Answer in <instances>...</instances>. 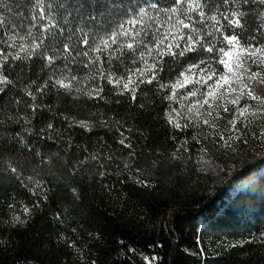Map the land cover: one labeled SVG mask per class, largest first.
Listing matches in <instances>:
<instances>
[{
  "label": "trees",
  "instance_id": "trees-1",
  "mask_svg": "<svg viewBox=\"0 0 264 264\" xmlns=\"http://www.w3.org/2000/svg\"><path fill=\"white\" fill-rule=\"evenodd\" d=\"M151 2L45 0L64 31L52 29L55 35L46 34L29 60L9 56L5 75L13 83L0 85V264H148V260L152 264H264V173L260 171L264 167L247 174L240 186H232L233 193L216 200L230 174L210 169L206 160L211 153L195 129L169 122L170 113L176 121L177 113L193 103L194 97L184 98L192 85L177 88L175 99L166 98L170 87H159L175 83L192 65L226 71L217 62L222 56L218 49L227 50L220 35H207L209 28L196 24L203 35L201 43L214 44L217 51L197 47L182 57L164 56L157 81L140 84L135 100L101 80L95 66L84 67L88 62L82 55L87 50L82 44L85 33L91 43L94 34H104ZM156 2L161 8L179 6L175 0ZM206 2V13L214 7L229 16L233 11L243 13L242 28L222 21V31L237 34L240 45H264L260 0ZM34 8V0H3L0 49L5 55L17 51L8 46L10 25H16L21 35L35 25L33 35L39 42L44 22L32 20ZM159 19L165 22L163 12ZM158 27L153 23L145 43L154 42ZM64 43L73 49L67 58L62 54ZM48 55L57 57L50 66L44 58ZM130 59L127 49L120 59L113 58L111 67L117 77H126L125 67L141 66L139 61L132 65ZM193 72L199 79V69ZM73 75L78 80L73 81L72 92L53 86L55 79ZM45 83L47 87L38 93ZM98 87L103 98H90L88 90ZM196 87L207 90L206 85ZM33 103L35 113L28 107ZM218 109L220 123L233 119ZM23 116L31 123L25 124ZM78 121H87L89 127H79ZM49 123L52 129H47ZM256 134L264 141L257 129ZM13 167L17 173L11 171ZM177 204L179 213L164 224L166 213ZM17 216L26 222H15ZM187 248H198L200 254L193 256Z\"/></svg>",
  "mask_w": 264,
  "mask_h": 264
},
{
  "label": "snow or ice",
  "instance_id": "snow-or-ice-1",
  "mask_svg": "<svg viewBox=\"0 0 264 264\" xmlns=\"http://www.w3.org/2000/svg\"><path fill=\"white\" fill-rule=\"evenodd\" d=\"M228 0H224L227 4ZM176 5L171 8H161L156 0L148 3L146 6H141L132 15L127 16L122 22L117 23L110 29H106L104 34H94L90 40L88 38V33L84 34L82 39V44L87 49L82 52L84 57H87V63L84 64L85 68L95 66V72L99 74L101 80H107V82L113 85L115 88L120 89L119 94L123 95L127 92L132 100L136 99V89L140 84H152L153 81H157L159 72L163 71V57L164 56H184L186 52H195L197 47L203 48L209 53L217 51L215 45H210L205 47L201 43L203 40V35L201 29L196 27V24L202 26H207L209 31L207 35L219 34L222 43H225V47H221L218 51L222 54L221 58L217 61L219 64L223 65L226 70L222 73H218L215 69H212L209 65L207 68H200V65H192L187 71L180 73V78L176 80L175 83L170 86L160 84L161 89L165 87L171 88V95L167 96V99L176 98L177 88H188L192 85V88L187 92L184 97H197L199 93L202 99H196L193 104L188 107V111L192 112L196 109V115L201 116L199 109L208 105L212 108L215 105L216 108H223L224 112H228L229 109L227 104H231L236 107L239 116H245L249 113V109L253 107L248 104L247 101H255L256 107L255 111L251 115H256L259 113H264V73L253 72L250 68L244 67V62L241 58L239 52L236 54L234 59H225L224 57L231 58L236 47L239 45V37L233 32L229 35L223 32L224 24L222 21H227L230 27L234 26L237 28H242L243 25L240 22V17L243 15L242 12L233 11L230 16L224 13H220L219 7H214L209 9L206 13L205 9L208 8L206 0H175ZM261 4H264V0H260ZM0 5H3V0H0ZM34 13L32 15V20L42 21L40 40L37 41V37L33 35L32 25L27 28L26 34L21 35L16 30V25H10L12 32L8 36V46L10 48H15L17 51L14 53L9 52L4 54L3 49H0V85L12 84L13 81L5 75V65L8 63L9 56L13 60H29L33 55L37 54V50L41 48L43 40L46 34L55 35L52 29H57L58 32L62 33L64 29L59 26L55 17L52 15V5L48 4L47 8L45 6V0H34ZM163 12L166 16L164 23H160V13ZM38 13V15L36 14ZM219 14V15H218ZM173 17H175V22L173 23ZM91 20H95V17H90ZM153 23L158 24L159 27L155 29V33H160L156 35L153 33L154 42L145 43L144 37L151 29ZM5 25V18L0 14V26ZM164 31L161 33V29ZM19 41V43H17ZM180 41H183L181 45ZM125 49H127L128 54H130V63L136 65L139 61L141 66L137 67H125V75L117 77L112 71V60L113 58L120 59L125 55ZM56 51L55 49L53 50ZM246 54L244 60L251 59L260 54V63L264 64V45L261 47H254L249 45L247 48L241 50ZM73 49L69 47L68 43L63 44V55L65 58L72 55ZM21 53H24L22 56ZM91 53V54H90ZM94 54V55H93ZM119 54V55H117ZM80 55V53H77ZM105 56L107 59H105ZM48 65H52L57 58L55 55H48L44 57ZM201 64H205V61H201ZM105 64L108 68H105ZM193 69H199V79H196L197 73L193 72ZM76 76H62L54 81V87L58 86L67 92H72L73 81H77ZM212 81L211 84L208 82ZM32 83H35L33 81ZM196 85H206L207 90L201 91V88L196 87ZM235 85V86H234ZM47 87V84L38 87L37 92L42 93ZM81 89L76 88L79 92ZM3 91V89H0ZM103 89L98 87L96 89H90L87 95L91 98L93 95L95 97L102 99L101 96ZM26 94L31 97L32 101L36 100V96L27 87L25 88ZM226 94L231 98L226 99L225 104H218V100H225ZM245 100V104L241 105V100ZM183 107V105H181ZM32 113L37 110V105L35 103L28 106ZM143 107V105H141ZM214 110V109H213ZM175 111V109H173ZM179 115V113H177ZM209 116L212 115L211 112L208 113ZM219 113H217V116ZM237 117V119H238ZM25 124H30L31 120L27 116H23ZM237 119H230L228 123L235 128ZM169 122L173 123L174 127H181L178 122L173 121L171 113L169 114ZM79 127L88 128L87 121H78ZM203 123L209 124L208 119H204ZM214 126V125H213ZM187 127V125H184ZM53 125L49 123L47 129H52ZM44 131V130H42ZM264 136V132L261 133ZM23 143V140H21ZM124 144V141H120ZM130 147V145H127ZM175 156V153H173ZM127 168L128 166L125 165ZM13 173H17L15 167L11 168ZM137 171H140L137 169ZM137 183H142L137 181ZM39 187V184H37ZM33 193L35 194L34 190ZM47 199V196L43 197ZM25 212H29V209L25 207ZM13 220L19 223H25L26 221L20 220V218L14 217ZM148 259V258H145ZM148 264H152L151 260H148Z\"/></svg>",
  "mask_w": 264,
  "mask_h": 264
},
{
  "label": "rangeland",
  "instance_id": "rangeland-1",
  "mask_svg": "<svg viewBox=\"0 0 264 264\" xmlns=\"http://www.w3.org/2000/svg\"><path fill=\"white\" fill-rule=\"evenodd\" d=\"M244 48L246 47L239 44L234 50L233 56L231 58L225 57V59H234L239 52L245 68H250L253 72L264 73V64H261L259 59L260 54H256L251 59L244 60L246 54L241 51ZM229 98L231 97L226 94L225 100H218L217 103L223 105L226 99ZM196 99H202V97H194L192 102L194 103ZM247 103L253 107L249 109V113H246L245 116L238 117L236 107L227 104L228 112H224L222 107L218 109L213 105L212 108H209L208 105H205L199 109L200 113H202L201 116L195 114L196 109L189 112V106H187L175 118V122H178L180 125L186 124L197 131L200 142L211 153L207 157L209 161L206 160L210 169L217 168L220 172L225 171L230 174V179L227 180L221 198H224L227 193H233L231 187L240 186V182L247 174L254 173L257 169L264 167V141L256 134V129L261 133L264 132V113L258 112L256 115H251L258 106L255 101L249 100ZM244 104L245 100L242 99L240 106ZM215 109L222 111L223 115L229 118L230 116L233 119H237L238 117L235 128L229 123H220L221 115L217 116V110ZM209 112L212 113L211 116L208 115ZM204 119H208L209 124L203 123ZM260 171L261 174L264 173L263 169ZM179 206L177 204L174 206V209H178ZM199 242L201 243L200 240ZM187 251L193 256L200 254L198 248H187Z\"/></svg>",
  "mask_w": 264,
  "mask_h": 264
},
{
  "label": "built area",
  "instance_id": "built-area-1",
  "mask_svg": "<svg viewBox=\"0 0 264 264\" xmlns=\"http://www.w3.org/2000/svg\"><path fill=\"white\" fill-rule=\"evenodd\" d=\"M175 207H172L167 213H166V216H165V221H164V224H166L167 222H168V217L171 215V214H173V213H175V212H177L178 211V209L176 210V209H174Z\"/></svg>",
  "mask_w": 264,
  "mask_h": 264
},
{
  "label": "water",
  "instance_id": "water-1",
  "mask_svg": "<svg viewBox=\"0 0 264 264\" xmlns=\"http://www.w3.org/2000/svg\"><path fill=\"white\" fill-rule=\"evenodd\" d=\"M223 192H224V190H223ZM223 192H222V194H223ZM222 194L216 199V200H219L221 197H222ZM179 212H175V213H173V214H171L169 217H168V222L176 215V214H178ZM176 247H177V244H175V246H174V250L176 249Z\"/></svg>",
  "mask_w": 264,
  "mask_h": 264
}]
</instances>
